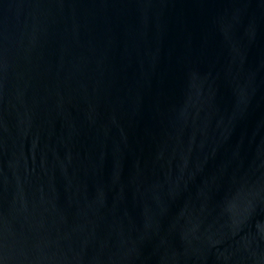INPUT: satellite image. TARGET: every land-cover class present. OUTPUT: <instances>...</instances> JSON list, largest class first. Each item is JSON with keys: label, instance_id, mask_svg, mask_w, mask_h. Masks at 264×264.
Masks as SVG:
<instances>
[{"label": "water", "instance_id": "obj_1", "mask_svg": "<svg viewBox=\"0 0 264 264\" xmlns=\"http://www.w3.org/2000/svg\"><path fill=\"white\" fill-rule=\"evenodd\" d=\"M0 264H264V0H0Z\"/></svg>", "mask_w": 264, "mask_h": 264}]
</instances>
